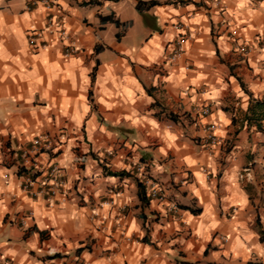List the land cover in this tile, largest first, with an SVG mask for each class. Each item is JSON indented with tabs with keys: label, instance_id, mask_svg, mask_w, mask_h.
Listing matches in <instances>:
<instances>
[{
	"label": "crops",
	"instance_id": "0c3cea01",
	"mask_svg": "<svg viewBox=\"0 0 264 264\" xmlns=\"http://www.w3.org/2000/svg\"><path fill=\"white\" fill-rule=\"evenodd\" d=\"M49 1L0 0V264H264V0Z\"/></svg>",
	"mask_w": 264,
	"mask_h": 264
},
{
	"label": "built area",
	"instance_id": "2783aa9c",
	"mask_svg": "<svg viewBox=\"0 0 264 264\" xmlns=\"http://www.w3.org/2000/svg\"><path fill=\"white\" fill-rule=\"evenodd\" d=\"M41 1L45 2V5L47 7L51 6V1H49V0H41ZM212 1L216 6H220L219 0H212ZM44 29L49 34H53L54 32H57V35L61 40H64V38L67 37V31L63 25V22L56 15L50 14L47 17L46 26ZM42 33H43V31H41V30H33L28 35L29 43L34 45L36 38L41 36ZM186 40H187V36L185 34L179 35L178 39L175 41V47L173 50V54L171 56L172 60H175L181 54V52L183 51V47H184ZM237 50L242 52L245 55H247L249 53V48H248L246 43L238 44ZM70 52H71V50L69 49V46H67L65 48V53L70 54ZM208 110H209V108L207 106L202 108L203 113H207ZM215 129H216V124H213V123L208 124L204 128L207 146L215 144L218 142L217 135L215 134ZM41 142L43 143V145L45 147H49L51 145V139L49 138L48 135H39L33 140L34 148L38 150L39 149L38 145ZM56 171H57L56 168H53L51 172L55 173ZM239 179L246 182V183H250V181L252 180V172H251L250 167L243 168L240 171ZM147 181H148V178L145 180V182H147ZM33 183H34V181L31 178L27 177L25 187L32 186ZM41 192H43V191L40 189L37 190V193H41ZM35 193H36V191H35ZM150 194L154 197H161L162 198L163 191L159 187V184L157 182H152Z\"/></svg>",
	"mask_w": 264,
	"mask_h": 264
},
{
	"label": "trees",
	"instance_id": "16d2710c",
	"mask_svg": "<svg viewBox=\"0 0 264 264\" xmlns=\"http://www.w3.org/2000/svg\"><path fill=\"white\" fill-rule=\"evenodd\" d=\"M88 3V2H87ZM155 4V1H150L149 3H147L146 1H141V0H138L137 4H136V8L139 10V11H142L143 9L145 8H148L152 5ZM145 5V6H144ZM103 20H109V17L108 16H102L101 17ZM115 24H118V21L115 20ZM254 105L255 106H260L261 107V115L264 116V101H255L254 102ZM111 174H118L116 172H110ZM247 264H254V263H247Z\"/></svg>",
	"mask_w": 264,
	"mask_h": 264
}]
</instances>
